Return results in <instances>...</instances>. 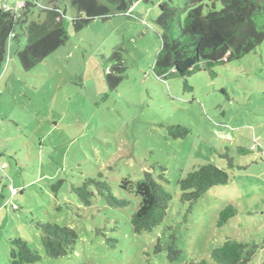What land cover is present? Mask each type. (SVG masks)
<instances>
[{
  "label": "rangeland",
  "instance_id": "374dc122",
  "mask_svg": "<svg viewBox=\"0 0 264 264\" xmlns=\"http://www.w3.org/2000/svg\"><path fill=\"white\" fill-rule=\"evenodd\" d=\"M188 1L137 0L127 12L111 4L109 17H95L78 31L71 22L75 8L68 0L56 3L65 11L68 39L29 70L16 54L25 39H14L16 31L10 36L0 71V164H5L0 264H9L14 237L38 252L36 264H187L192 258L217 264L210 251L227 237L263 243L264 41L243 57L215 66L213 76L203 68L186 78L155 76L152 66L161 47L158 6L167 2L183 18ZM38 2L32 19L41 20L40 7L53 3ZM116 65L124 70L113 72ZM111 71L123 75L114 89L106 79ZM170 125L190 132L173 139ZM233 138H241L239 145L246 148L259 138L262 152L241 155ZM226 150L241 169L228 168L218 156ZM204 163L226 170L228 183L210 187L192 205L181 202L177 180ZM159 167L165 168L163 185L171 195L166 214L152 231L135 233L130 217L139 197L121 188V181L135 182L143 171L157 178ZM99 173L114 196L130 201L128 206L111 207L96 194L90 206L80 202L71 186ZM60 180L54 192L51 185ZM229 204L237 213L218 227L219 212ZM35 223L73 229V249L49 257ZM172 233L180 249L174 261L167 249ZM263 261L264 245L247 264Z\"/></svg>",
  "mask_w": 264,
  "mask_h": 264
},
{
  "label": "trees",
  "instance_id": "16d2710c",
  "mask_svg": "<svg viewBox=\"0 0 264 264\" xmlns=\"http://www.w3.org/2000/svg\"><path fill=\"white\" fill-rule=\"evenodd\" d=\"M38 1L25 0L23 8L17 12L4 9L0 1V71L7 58L8 40L15 31L13 38L22 37L26 42L24 48L16 52L24 70L36 66L68 39L62 20L65 11L62 7L60 10L56 4L65 0H49L53 5L44 8L41 6L39 12L44 13L43 19L36 20L32 19V15L34 8L39 4ZM68 1L77 12L71 22L74 30L78 31L95 17H109L112 14L109 5L115 6L118 12H127L137 0ZM207 1L205 3L204 0H189L182 10L185 14L183 18L180 11L169 6L167 2L159 4L157 24L161 28V47L152 66L155 76L164 78L174 73L186 78L201 68L213 76L215 66L243 57L264 41V0ZM216 3L221 4L219 10L215 9ZM119 56L116 52L113 54V58L120 64L122 59ZM115 69L124 70L119 65L112 71L115 72ZM112 71L106 75L110 89H114L123 78V75L114 76ZM186 88L191 90L190 86L186 85ZM167 130L173 139L184 138L190 132L189 128L182 125H170ZM254 148V145L252 148L239 146L237 152L245 155ZM218 156L225 161L228 168L241 169L227 150L218 153ZM159 169L157 178L151 171H143L142 177L135 182L126 178L121 181V188L139 197V205L130 217L135 233L152 231L166 214L171 195L163 185L166 182L165 168ZM228 180L229 174L226 170L211 163L198 165L177 180L179 199L192 205L210 187L224 185ZM62 182L60 180L51 185V189L56 192ZM91 186L94 187L95 193L90 189ZM71 189L85 206L92 204L95 194L114 208L126 207L130 203L127 198L112 194L109 183L103 179L101 173L96 178L84 179L79 185L73 184ZM236 213L237 209L231 204L223 207L216 221L217 226L226 224ZM35 226L41 230V242L49 257H62L73 249L77 240V233L73 229L57 223H35ZM175 239L172 233L167 245L170 261L176 260L180 254ZM263 245L264 240L262 244H256L227 237L221 245L211 249L209 256L217 264H247ZM10 246L9 264L39 262L38 252L31 249L27 241L21 237L11 238ZM156 248L158 251L161 250L158 244ZM187 264L209 262L205 258H192Z\"/></svg>",
  "mask_w": 264,
  "mask_h": 264
},
{
  "label": "built area",
  "instance_id": "2783aa9c",
  "mask_svg": "<svg viewBox=\"0 0 264 264\" xmlns=\"http://www.w3.org/2000/svg\"><path fill=\"white\" fill-rule=\"evenodd\" d=\"M2 2V6L4 9L6 10H14L15 12L19 11L20 9L23 8L24 4H25V0H20L18 1L15 5H10L6 0H0ZM5 164L2 163L0 164V170L4 169ZM2 180V176L0 175V181ZM13 193H16V190L12 189Z\"/></svg>",
  "mask_w": 264,
  "mask_h": 264
},
{
  "label": "crops",
  "instance_id": "0c3cea01",
  "mask_svg": "<svg viewBox=\"0 0 264 264\" xmlns=\"http://www.w3.org/2000/svg\"><path fill=\"white\" fill-rule=\"evenodd\" d=\"M261 124H264V119H263V122ZM225 139L228 140L231 143V141H230L231 139L230 138H225ZM233 139H234V141H236V143H234V144H237L236 145L237 147L243 146V145H239V143L241 142V140H240L241 138H233ZM252 141L253 142H252L251 148H252L253 145L255 146V148L252 149V152H255L256 150L262 152V146H260V142L261 141L259 140V138H252Z\"/></svg>",
  "mask_w": 264,
  "mask_h": 264
}]
</instances>
